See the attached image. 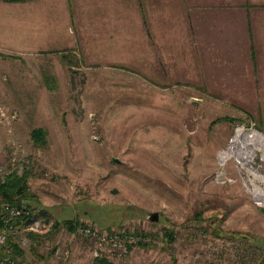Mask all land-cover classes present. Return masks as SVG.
Returning a JSON list of instances; mask_svg holds the SVG:
<instances>
[{
  "label": "rangeland",
  "instance_id": "374dc122",
  "mask_svg": "<svg viewBox=\"0 0 264 264\" xmlns=\"http://www.w3.org/2000/svg\"><path fill=\"white\" fill-rule=\"evenodd\" d=\"M72 8L79 26L105 17V8L98 14L82 0ZM55 15L50 21L69 19L66 11ZM23 26L26 42L0 35V178L28 174L35 196L25 201L47 210L40 215L46 231L15 235L25 260L264 264V152L235 140L241 126L264 135V91L210 90L209 75L195 74L200 68L183 74L190 60L180 58L174 67L182 63V71L171 70L181 74L146 75L89 61L81 44L39 50L36 30ZM224 116L232 119L214 121ZM37 127L46 129L45 144L32 138ZM150 211L159 218H148ZM67 219L144 236L123 255L98 254ZM28 231L43 235L41 242Z\"/></svg>",
  "mask_w": 264,
  "mask_h": 264
},
{
  "label": "crops",
  "instance_id": "0c3cea01",
  "mask_svg": "<svg viewBox=\"0 0 264 264\" xmlns=\"http://www.w3.org/2000/svg\"><path fill=\"white\" fill-rule=\"evenodd\" d=\"M5 2L22 3L0 8V35L7 31L12 43L26 42L25 23L36 30L39 50L81 44L89 61L146 75L181 74L182 63L174 67L178 59L195 60L182 73L200 68L194 73L209 75L210 90L264 91V0H82L88 9L97 6L98 14L105 8V17L80 26L73 21L72 0H0V7ZM65 11L69 19L50 21Z\"/></svg>",
  "mask_w": 264,
  "mask_h": 264
},
{
  "label": "built area",
  "instance_id": "2783aa9c",
  "mask_svg": "<svg viewBox=\"0 0 264 264\" xmlns=\"http://www.w3.org/2000/svg\"><path fill=\"white\" fill-rule=\"evenodd\" d=\"M0 211L4 213L3 225L0 229V264H32L14 251L13 247L8 244V239L23 228L44 232L48 229V221L39 216L33 217L22 228L20 225L15 224V217L29 212L26 202L16 205L4 201L0 204ZM76 232L94 240L95 251L98 254L107 251L106 253L110 255L125 254L129 244L138 242L141 237L139 234L128 232L120 227H113L108 230L89 223L79 224Z\"/></svg>",
  "mask_w": 264,
  "mask_h": 264
},
{
  "label": "trees",
  "instance_id": "16d2710c",
  "mask_svg": "<svg viewBox=\"0 0 264 264\" xmlns=\"http://www.w3.org/2000/svg\"><path fill=\"white\" fill-rule=\"evenodd\" d=\"M11 2H26L30 0H7ZM4 55L3 53H1ZM223 119H229L231 120V117L224 116V117H218L214 121H221ZM32 138L35 140V142L39 144H45L47 142L46 139V129L43 127H37L32 130ZM27 175L28 174H18L17 171L10 172L6 175L5 179L2 180L0 178V204L4 201L10 202L12 204L20 205L23 202H26V199L34 198L35 194L31 192L29 182H27ZM28 205V213H24L20 216L15 217L14 222L17 225H20L22 228L25 224L29 223L33 217H37L43 214H46V208H38L37 206H33L32 203L26 202ZM3 219H4V213L0 211V229L3 225ZM68 228H70L73 231H76V228L79 224H84L83 221L79 219H67V221L64 223ZM58 225V222L54 223V227ZM113 228V227H112ZM108 229V228H103ZM111 229V228H110ZM108 229V230H110ZM130 232L129 230H126ZM132 233V232H131ZM28 236L31 238L32 241L37 240L38 242H41V238H43V235L39 233H35L33 231L27 232ZM136 234H140L144 236L143 232H136ZM166 234L169 236V238H173V232L171 230H168ZM146 235V233H145ZM16 236L13 234L8 239V244L14 248V250L24 255V249L20 245V243L15 240ZM139 243H144V241L141 240ZM134 245V244H133ZM130 244L129 247L133 246Z\"/></svg>",
  "mask_w": 264,
  "mask_h": 264
},
{
  "label": "bare ground",
  "instance_id": "6f19581e",
  "mask_svg": "<svg viewBox=\"0 0 264 264\" xmlns=\"http://www.w3.org/2000/svg\"><path fill=\"white\" fill-rule=\"evenodd\" d=\"M249 139V143L250 145L253 147L252 150L255 151V149H260L264 152V135L262 134H259L257 131L255 130H252V131H247L244 127H239L237 132H236V135H235V140L237 139ZM232 148H230L228 151H223L221 153V158L222 159H227L228 157L231 156L232 154ZM252 154H250L249 157H251V155H253L254 152H251ZM242 161H251L250 158H244L242 157L241 158ZM259 198L262 202H264V194H260L259 195Z\"/></svg>",
  "mask_w": 264,
  "mask_h": 264
},
{
  "label": "water",
  "instance_id": "95a60500",
  "mask_svg": "<svg viewBox=\"0 0 264 264\" xmlns=\"http://www.w3.org/2000/svg\"><path fill=\"white\" fill-rule=\"evenodd\" d=\"M147 215L148 218L152 220H157L159 218V213L157 211H150Z\"/></svg>",
  "mask_w": 264,
  "mask_h": 264
}]
</instances>
